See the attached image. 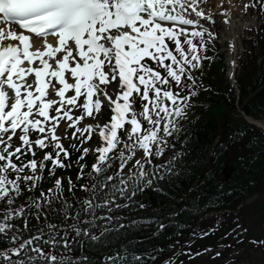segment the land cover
Masks as SVG:
<instances>
[{
	"label": "snow or ice",
	"instance_id": "6c2138e0",
	"mask_svg": "<svg viewBox=\"0 0 264 264\" xmlns=\"http://www.w3.org/2000/svg\"><path fill=\"white\" fill-rule=\"evenodd\" d=\"M207 3L208 0H0V200H6L8 205L0 216V238L6 237L10 245L0 250V264H86L88 257H73L57 249L70 253L76 237L84 238L81 245L85 240L102 243L109 233L138 222L120 224L119 218L110 214L98 217L97 210H119L117 196L131 201L145 188L167 194L160 182L174 183L179 178V161L184 153H175L151 169L146 165H151L153 155H163L167 138L182 131L178 121L185 115L184 105L196 94L193 73L202 69V62L209 58L204 53L217 38V32L211 29L222 25L227 32L234 23L231 0L228 7L225 0H220L217 12L209 11ZM238 7L242 20L249 9L264 10V0H241ZM145 58L154 61L159 70ZM235 63L231 61L233 66ZM185 88L188 93L182 95ZM69 90L74 94L66 95ZM138 104L142 106L139 113ZM104 107L112 112L108 123H89L72 132V137L83 145L92 138L94 127L99 130L104 144L95 149L98 156L91 165L93 172H104L103 165L111 159L109 154L121 143L118 171L122 172L127 163L125 156L134 155L136 149L143 150L144 162L136 160L137 170L130 176H121L118 183H111L117 179L113 174L90 187L82 185L92 195L80 202L75 214L67 210L71 205L65 201L64 224L46 223L36 230V235L26 238L14 221L22 217L27 229V216L39 218L43 204L33 200L13 208L23 191L21 182L28 184L30 191L42 179L49 163V175L53 176L57 168L69 167L65 160L71 153L57 134L58 127L62 122L73 128L86 118L95 120ZM141 120L147 122L146 128ZM120 131L127 132L128 142L122 140ZM50 147L51 152L47 151ZM70 147L80 151L75 143ZM37 151L44 153L39 163ZM89 152L83 147L77 159V179L84 175L85 164L81 162ZM12 173L14 179H10ZM68 183L73 184L71 177ZM61 186L62 178L57 177L55 187ZM52 194L53 189H48V196ZM145 206L139 204L141 208ZM30 208L37 212L30 213ZM81 211L89 218L81 220ZM181 211L177 209L170 216H179ZM98 219L104 224L101 231L95 232ZM69 220L74 222L68 224ZM150 222L156 223L157 233L166 227L163 222ZM69 231L75 237L70 239ZM207 234L200 233L201 237ZM184 252L191 255L189 249ZM144 259L143 255L129 259L127 253L117 254L106 256L105 264H142Z\"/></svg>",
	"mask_w": 264,
	"mask_h": 264
},
{
	"label": "trees",
	"instance_id": "16d2710c",
	"mask_svg": "<svg viewBox=\"0 0 264 264\" xmlns=\"http://www.w3.org/2000/svg\"><path fill=\"white\" fill-rule=\"evenodd\" d=\"M259 68L264 75V58ZM260 83L257 80L252 84L249 79L241 83L240 102L247 99L246 104L242 107L247 113L257 111L264 106V87L248 97L254 87ZM221 96L223 105L228 108L230 105L233 107L232 100H228L223 94ZM225 115L226 111H222L219 117L223 118ZM220 123L221 120L216 121L213 117L201 114L195 121L186 124L185 130L181 134L178 133L170 139L172 143L181 146L184 155L179 161V167L182 169L179 178L174 183L160 182L161 187L167 193L166 195L155 192L151 188H145L144 191L138 192L135 197H132L131 201L127 197L121 199L117 196V203L121 205L119 210L107 213V210L100 209L101 213H96L98 217L110 214L119 218L120 224H132L133 221H138L137 223L132 224L129 228L109 233L102 243L90 244L85 240L81 245V240L84 238L76 237V242L72 244L70 253L66 249H57V252L64 251L73 257L86 256L89 258L86 264H105L106 256L117 254L124 256L126 253L129 259L132 255L145 256L142 264H158L164 261L165 257L160 253L166 251L170 244H173L183 233L193 227V223L201 215L210 210L234 209L238 202L251 191L252 182L264 170V151L250 150L247 152L248 150H242L247 140L246 135L258 137L253 141L256 148L264 144L261 142V139L264 140V135L248 127L240 118L237 125H226L219 130ZM219 132L220 137L213 145L211 165L208 170L203 169V156ZM254 154L257 156L253 157ZM225 155H232L235 158L236 166L235 172L226 182L221 177ZM154 166L156 165L146 166V169H151ZM73 194L74 197H69L50 207L46 218H41V214L39 218L29 214L27 229L24 228L22 217H18L14 223L20 226L26 238L28 235H36V230L46 223L64 224V210L67 208L64 202L67 201L68 205H71L67 210L75 214L80 208V202L85 198H90L91 192H85L78 185ZM141 203L146 206L139 207ZM125 204L128 206L125 207ZM186 205L187 207H185ZM19 206L21 205L17 203L12 205L13 208ZM6 208L7 206L1 209L0 216L3 215ZM177 209L182 210L179 216H170ZM36 212L34 208H30V213ZM79 214L81 220L89 218L83 211ZM230 220V215L223 214L222 223H229ZM150 221L163 222L166 227L157 233L156 223ZM73 222L72 220L67 221L68 224ZM103 224V220L98 219L93 230L101 231ZM82 226L88 227L89 225ZM43 230L45 233L48 231L47 228ZM75 235L74 232L69 231L70 239ZM9 246L6 237L0 238V250ZM44 248L45 251L49 250L46 245ZM153 249L158 250L153 251Z\"/></svg>",
	"mask_w": 264,
	"mask_h": 264
},
{
	"label": "rangeland",
	"instance_id": "374dc122",
	"mask_svg": "<svg viewBox=\"0 0 264 264\" xmlns=\"http://www.w3.org/2000/svg\"><path fill=\"white\" fill-rule=\"evenodd\" d=\"M254 14L251 13L250 16L246 17L247 19L249 20H252L254 19ZM236 21H237V18H235ZM245 33L242 35H240V38L244 39L245 38ZM237 38V37H236ZM238 39V38H237ZM230 45H227V47H230ZM226 47V46H225ZM224 48V46H223ZM238 51H239V48H238ZM226 52V51H225ZM94 143V140H91V143H90V147H92ZM84 147H87V148H90L87 146V144L84 145ZM83 148V146H82ZM91 149V148H90ZM82 152V151H81ZM88 156H91L90 152L87 154ZM131 170V169H130ZM123 171L125 173H128L129 172V169L128 168H124ZM50 198H47V197H43V201L47 202ZM249 218V217H248ZM251 221V218H249L248 222ZM240 255V258H239V261H238V264H264V255L260 252V251H254V249L250 250H245V251H241L238 253ZM250 258V259H249Z\"/></svg>",
	"mask_w": 264,
	"mask_h": 264
},
{
	"label": "bare ground",
	"instance_id": "6f19581e",
	"mask_svg": "<svg viewBox=\"0 0 264 264\" xmlns=\"http://www.w3.org/2000/svg\"><path fill=\"white\" fill-rule=\"evenodd\" d=\"M233 21H234V19H233ZM222 28H223V26H222ZM227 37H228L229 41H234L235 40V26H234V23H233V26L227 31ZM232 60L236 61L235 57L234 56H228L227 62H228L229 71L234 70V67H235V65L233 66L231 64ZM258 123H260L263 126V128H264V122H258Z\"/></svg>",
	"mask_w": 264,
	"mask_h": 264
}]
</instances>
